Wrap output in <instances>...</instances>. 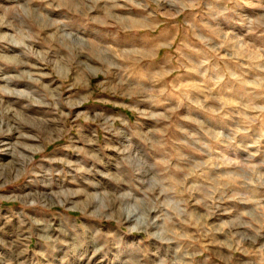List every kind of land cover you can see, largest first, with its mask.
<instances>
[{"label":"clouds","instance_id":"clouds-1","mask_svg":"<svg viewBox=\"0 0 264 264\" xmlns=\"http://www.w3.org/2000/svg\"><path fill=\"white\" fill-rule=\"evenodd\" d=\"M0 264H264V0H0Z\"/></svg>","mask_w":264,"mask_h":264}]
</instances>
